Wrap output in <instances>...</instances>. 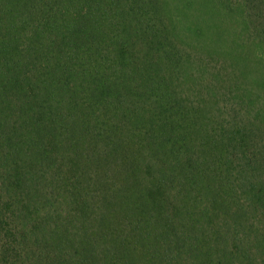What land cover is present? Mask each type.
<instances>
[{
	"label": "trees",
	"instance_id": "obj_1",
	"mask_svg": "<svg viewBox=\"0 0 264 264\" xmlns=\"http://www.w3.org/2000/svg\"><path fill=\"white\" fill-rule=\"evenodd\" d=\"M0 264H264V0H0Z\"/></svg>",
	"mask_w": 264,
	"mask_h": 264
}]
</instances>
